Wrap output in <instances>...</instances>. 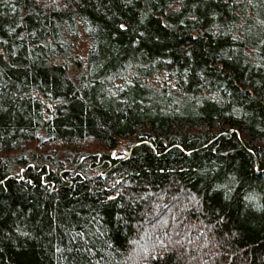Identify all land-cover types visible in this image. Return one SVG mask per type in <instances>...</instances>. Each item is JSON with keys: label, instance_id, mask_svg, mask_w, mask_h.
Here are the masks:
<instances>
[{"label": "trees", "instance_id": "trees-1", "mask_svg": "<svg viewBox=\"0 0 264 264\" xmlns=\"http://www.w3.org/2000/svg\"><path fill=\"white\" fill-rule=\"evenodd\" d=\"M0 264H264V0H0Z\"/></svg>", "mask_w": 264, "mask_h": 264}]
</instances>
